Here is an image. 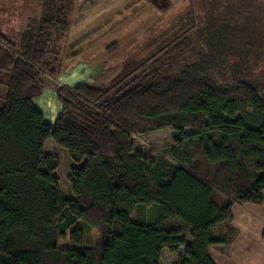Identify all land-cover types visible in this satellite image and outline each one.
<instances>
[{
    "label": "trees",
    "instance_id": "obj_1",
    "mask_svg": "<svg viewBox=\"0 0 264 264\" xmlns=\"http://www.w3.org/2000/svg\"><path fill=\"white\" fill-rule=\"evenodd\" d=\"M34 1L37 16L14 43L0 29V73L10 79L0 108V264H161L165 250L182 248L174 264H215L210 248L237 238L234 204L264 202V84L253 75L254 59L264 62L262 4L229 0L201 29L205 56L179 73L149 63L192 39L190 17L170 46L112 86L60 87L53 126L34 100L43 77L63 71L73 4ZM165 129L169 155L135 148V135ZM48 141L75 164L69 199ZM86 228L99 232L94 246ZM66 239L72 246L60 247Z\"/></svg>",
    "mask_w": 264,
    "mask_h": 264
},
{
    "label": "rangeland",
    "instance_id": "obj_2",
    "mask_svg": "<svg viewBox=\"0 0 264 264\" xmlns=\"http://www.w3.org/2000/svg\"><path fill=\"white\" fill-rule=\"evenodd\" d=\"M70 1L73 4L71 16L73 32L71 28L66 41L61 43L66 45L70 43L67 45V55H70L72 51L76 52L74 53L76 55L85 53L83 57L87 63L84 65L90 68V75L94 77L100 88L112 86L125 75L131 66L141 65L161 48L170 46L174 39L183 33V25L187 17L193 18L194 26L197 28L191 35L192 39L183 43L177 41V43L171 44L165 52V56L158 57L149 65L159 61L166 64V69L170 71L169 74H176L196 63L207 52L201 29L220 20L229 3V0H96L94 3L92 0ZM259 2L262 4V13L256 14L259 18L257 26L264 23V0H259ZM37 11L38 8L34 0L31 2L28 0H0L2 35L14 43L22 25L27 24L30 17L37 16ZM211 15H213L212 20L214 21H211ZM22 16L25 19L19 20L18 18ZM93 16L92 27L88 25L83 28L84 25L81 26V24L85 20H87L85 23H88ZM79 37V40L72 42ZM76 46H78L77 49ZM262 50L264 51V48ZM71 56L73 59H68L69 61L67 60L63 66L62 73L65 78L79 61L76 59L79 56L76 58L74 55ZM254 61L258 68L253 72V75H256L255 79L264 84V62L263 60L258 62L255 59ZM159 68L161 67L158 66ZM54 79L56 78L45 76L42 80L45 89L54 88L57 94L58 89L62 86L53 82ZM9 81V75L6 72L0 73V108L3 106V99L7 94ZM133 140L137 150L154 158L169 155L173 147L172 130L170 129L135 135ZM46 152L59 159L60 166L56 171V176L60 181L64 198H71L73 195L69 175L73 161L68 151L53 141H49L46 144ZM155 216V211L149 209L145 218L151 223ZM134 218L136 219V215ZM99 240L98 230L86 228V246H94ZM59 244L62 248L72 246L68 239L60 241ZM161 264H174V254L165 250Z\"/></svg>",
    "mask_w": 264,
    "mask_h": 264
},
{
    "label": "crops",
    "instance_id": "obj_3",
    "mask_svg": "<svg viewBox=\"0 0 264 264\" xmlns=\"http://www.w3.org/2000/svg\"><path fill=\"white\" fill-rule=\"evenodd\" d=\"M92 2L94 3L96 0H92ZM85 22L87 20L81 24V26L84 25L83 28L88 25L92 27L94 16L89 19L88 23ZM71 28L73 32V27ZM79 39L80 37L72 40V42H76ZM64 47L66 48L65 45ZM77 48L78 46H76ZM64 53L66 63L68 59L73 57L71 55H74V58L79 56L76 58L79 61L76 62L77 65L72 69L70 74L66 76L67 78L63 77L64 75L61 73L53 82H56L59 86L70 88L80 85L98 87V83L90 75V68L84 65V63H87L83 57L85 53L82 54V52V55H76L74 54L76 52L72 51L70 55H67L66 50ZM55 90L54 88H46L41 97L34 100L35 106L44 114L45 121L53 126L62 112V105L58 101ZM74 166L75 164L73 163L72 168ZM232 217V226L237 231V238L229 245H219L210 248V256L215 264H264V202L261 205L234 204ZM184 253L185 249L182 248L178 255L174 254V263L177 261L179 255H184Z\"/></svg>",
    "mask_w": 264,
    "mask_h": 264
}]
</instances>
